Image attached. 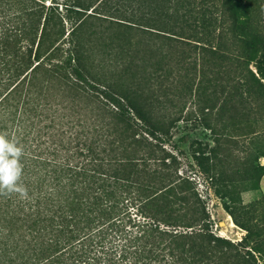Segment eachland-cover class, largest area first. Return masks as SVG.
<instances>
[{
    "label": "trees",
    "instance_id": "16d2710c",
    "mask_svg": "<svg viewBox=\"0 0 264 264\" xmlns=\"http://www.w3.org/2000/svg\"><path fill=\"white\" fill-rule=\"evenodd\" d=\"M60 4L0 0V132L23 148L27 189L26 197L0 194V264H260L261 234L245 225L238 241L214 234L193 181L154 142L175 122L169 110L190 95L181 75L140 64L139 50L122 38L110 49L114 63L86 57L89 18L111 16L118 28L151 34L165 28L172 40L187 33L178 29L184 0H67L66 16ZM225 4L243 47L231 57L239 66L256 61L264 76V15L252 0ZM199 33L203 47L224 41ZM161 89L178 99L155 97ZM198 163L222 183L216 165ZM222 185L217 192L233 201L230 185Z\"/></svg>",
    "mask_w": 264,
    "mask_h": 264
},
{
    "label": "rangeland",
    "instance_id": "374dc122",
    "mask_svg": "<svg viewBox=\"0 0 264 264\" xmlns=\"http://www.w3.org/2000/svg\"><path fill=\"white\" fill-rule=\"evenodd\" d=\"M54 1L61 3L59 11L66 16L67 5L62 3L67 0ZM252 2L258 14L263 16L264 0ZM184 5H181V13H186L185 20L178 29L184 28L187 33L178 30L184 36L172 35L177 37L172 40L167 38L169 34L165 28L151 34L143 28L139 31L132 28L129 31L126 26L118 28L120 25L111 16L89 18L85 39L91 52L86 57L97 64L114 63L117 58L110 49L117 38H122L139 50L136 61L140 64L147 68L153 65L154 70L162 68V73L171 75L170 78L181 75L182 84L190 89V95L184 100L178 99L177 95H165V89L154 93L162 100L178 99L179 104L178 108L169 110L175 121L169 134L161 142L157 139L154 142H158L161 156H169L168 162L173 159L176 171L193 181L210 215L211 231L238 241L247 233L241 227L245 225L261 234L258 238L264 255V76L258 72L256 61L239 66L231 57L243 47L235 38L236 27L225 0H184ZM205 19H209L207 27L202 23ZM63 21L70 31L72 21L68 17ZM203 30L218 33L224 41L213 49L198 45L199 32ZM254 76L258 81L253 80ZM249 82L252 87L247 91ZM236 84H243L240 93ZM218 85L219 95L214 93ZM218 97L220 100H216ZM211 104L215 107H208ZM199 160L216 165L222 183L213 184ZM224 182L233 190V201L217 192L219 187L224 188ZM226 205L230 206L236 221ZM259 254L256 253L259 263L264 264V257Z\"/></svg>",
    "mask_w": 264,
    "mask_h": 264
},
{
    "label": "clouds",
    "instance_id": "9594fccd",
    "mask_svg": "<svg viewBox=\"0 0 264 264\" xmlns=\"http://www.w3.org/2000/svg\"><path fill=\"white\" fill-rule=\"evenodd\" d=\"M23 148L16 137L0 132V194L18 193L27 196V189L20 183L23 167Z\"/></svg>",
    "mask_w": 264,
    "mask_h": 264
},
{
    "label": "bare ground",
    "instance_id": "6f19581e",
    "mask_svg": "<svg viewBox=\"0 0 264 264\" xmlns=\"http://www.w3.org/2000/svg\"><path fill=\"white\" fill-rule=\"evenodd\" d=\"M231 224H233V225H234V222L232 221V222H231Z\"/></svg>",
    "mask_w": 264,
    "mask_h": 264
}]
</instances>
